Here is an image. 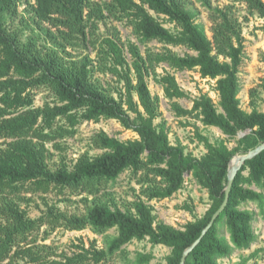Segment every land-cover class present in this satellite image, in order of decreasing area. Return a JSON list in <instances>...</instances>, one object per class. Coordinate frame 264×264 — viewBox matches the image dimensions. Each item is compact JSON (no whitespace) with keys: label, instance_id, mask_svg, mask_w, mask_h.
<instances>
[{"label":"trees","instance_id":"trees-1","mask_svg":"<svg viewBox=\"0 0 264 264\" xmlns=\"http://www.w3.org/2000/svg\"><path fill=\"white\" fill-rule=\"evenodd\" d=\"M188 1L35 0L30 3L31 12L54 45L45 47L33 37L22 41L17 31L7 28V19L18 14L21 0H0V264H102L134 239L168 246L171 252L166 264H180L184 250L201 235L224 200L232 158L264 142V111L257 108V88L250 91L251 112L241 106L238 73L245 37L240 18L230 6L214 7L212 0H199L210 14L209 38L187 8ZM243 1L250 14L264 17V0ZM160 16L177 30L166 27ZM106 17L125 20L143 43L158 40L192 53L179 55L170 49L143 52L136 42L123 43L114 34L97 48L96 60L89 55L74 59L63 54L66 44L87 40L88 28L96 29L97 22ZM162 63L176 70L195 69L201 77L216 80L220 109L206 93L194 99L191 109L177 102L173 108L179 116L197 112L206 126L217 127L229 137L247 131L235 147L199 135L206 153L196 157L183 145L171 142L165 124L155 123L160 99L152 94L147 77L155 76L168 99L188 94L174 74L157 72ZM95 71L110 73L122 82L118 97L93 80ZM259 86L264 93V78ZM41 87L53 93L55 103L35 106L34 90ZM102 118L117 119L138 138L122 141L100 131L92 140L103 150L101 154H83L72 169L65 162L54 170L49 167L52 151L48 144L61 149L59 140L74 135L79 123ZM128 169L146 171L148 182L150 173L160 178V183L143 190L149 199L171 197L183 187L189 173L207 190L210 206L203 216L176 228L156 222L152 206L141 197L127 210L104 201L101 193L106 184ZM53 188L86 192L93 198L83 199L84 213H67L45 201L46 210L40 216H29L22 207L27 200L24 194H47ZM246 201H264V150L238 171L226 208L186 264H219L217 258L230 253V245L219 235L221 221L226 222L237 248L251 245L255 240L253 215L240 208ZM185 208L192 209L190 205ZM45 225L68 230L89 227L100 234L116 228L117 235L106 248L99 247L95 239L88 244L80 239L71 253L58 252L38 243L36 232ZM152 259L153 253L139 252L133 264H150Z\"/></svg>","mask_w":264,"mask_h":264},{"label":"rangeland","instance_id":"rangeland-1","mask_svg":"<svg viewBox=\"0 0 264 264\" xmlns=\"http://www.w3.org/2000/svg\"><path fill=\"white\" fill-rule=\"evenodd\" d=\"M30 3H35V0H21L18 14L7 19V28L17 31L22 41H28L30 37H33L39 45L45 47L54 46L51 39L47 37L45 30L37 23L31 12ZM212 5L221 8L232 7L234 13L242 21L245 47L243 62L238 73L240 84L239 98L243 109L251 112L253 107L250 104V91L253 88H257V108L264 111V93L259 86L264 78V17L256 13L250 14L243 0H212ZM187 8L194 13L195 22L211 38L212 22L206 7L199 0H189ZM160 21L172 31L177 30L175 25L168 21L166 17L160 16ZM42 26L49 27L47 23H42ZM92 29L91 27L88 28L87 40H75L72 44H66V52H63V54L74 59H81L89 55L93 60H96L97 48L103 43L105 38L114 34L120 37L123 43L136 42L140 45L143 52L148 49L154 51L170 49L179 55H184L187 52L192 53L183 46L166 44L158 40L143 43L125 20L121 21L113 17H106L103 21L97 22L96 29ZM125 51L128 60L131 61L126 49ZM157 72L160 75L165 73L174 74L181 88L188 94L187 97L168 99L165 96L163 86L156 82L155 76L150 74L147 77L152 94L160 99V114L155 123L165 124L172 143L183 145L187 153H192L196 157H201L206 153L205 145L200 141L199 135L207 136L213 143L224 141L230 148L238 144L243 132L240 131L235 137H229L217 127L206 126L197 112L179 116L173 108V103L177 102L182 107L191 109L194 99L206 93L213 98L215 105L220 109V98L215 89L216 80L201 77L200 73L195 69H173L167 63L160 64ZM93 80L113 92L117 97L118 89L123 86L122 82H118V79L110 73L95 71ZM34 91L36 93L35 106L41 107L46 102L55 103L56 97L47 88L41 87ZM76 129L77 131L74 135L59 140L63 148L56 149L52 144H48L52 151V155L48 160L51 169H56L63 162L67 163L69 168L72 169L77 159L83 154L88 153L92 156L101 154L103 150L96 148L92 140L93 136L100 131H105L111 137L122 141L138 138L136 132L125 128L114 118H102L99 121L83 120L77 125ZM149 175L148 182L146 180V171L144 170L137 173L130 169L124 171L117 179L111 180L106 184L101 193L103 200L110 204L116 203L121 209L127 210L132 209L133 201L141 197L152 206L156 222H165L176 228H182L187 222L203 216L210 206L211 201L207 190L189 173L186 174L183 187L171 197L149 199L143 193V190L151 184L160 183V178L155 179L152 173ZM252 187L257 188L255 185ZM259 191L262 190L259 189ZM24 197L27 200L22 203V207L27 210L31 217H38L46 210L45 201L56 205L67 213H84L86 212V203L83 199L86 197L89 199L93 198L86 192H73L69 188H53L47 194L26 193ZM185 205H190L192 209H186ZM240 208L250 211L253 215L252 227L255 233V240L247 248H237L231 240L226 222L221 221L218 224L219 235L223 241L230 245L231 251L225 256L218 257L217 262L219 264H264V201L262 203L246 201L240 205ZM116 235V228H111L100 234L89 227L83 230H68L64 227L51 229L47 225L36 232L38 243L51 245L54 250L67 253L74 251L73 245L78 243L80 239H83L87 244L95 239L99 247L106 248L109 241ZM139 252L153 253V259L150 264H166V258L170 254L171 249L162 244L155 245L149 239H134L125 244L122 250L110 256L102 264H133Z\"/></svg>","mask_w":264,"mask_h":264},{"label":"water","instance_id":"water-1","mask_svg":"<svg viewBox=\"0 0 264 264\" xmlns=\"http://www.w3.org/2000/svg\"><path fill=\"white\" fill-rule=\"evenodd\" d=\"M246 133L247 131L241 133V135L244 136ZM263 150H264V142L256 146L255 148L251 149L246 154H236L232 158V160L229 163V167H228L227 183H226L225 190H224L225 191L224 200L221 203L220 207L214 212L208 224L202 230L201 235L188 248L184 250L181 260H180V264H186L187 257L194 250V248L200 243L202 237L212 227V225L214 224L218 216L226 208L228 201H229L232 186H233V183H234V180L236 178L238 171L243 167V165L245 164L247 160L254 158L258 154H260Z\"/></svg>","mask_w":264,"mask_h":264}]
</instances>
